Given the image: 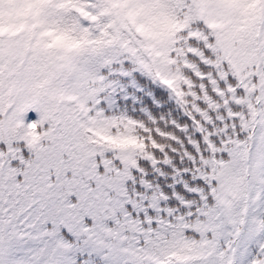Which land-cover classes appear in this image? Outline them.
Instances as JSON below:
<instances>
[{
    "label": "snow or ice",
    "instance_id": "obj_1",
    "mask_svg": "<svg viewBox=\"0 0 264 264\" xmlns=\"http://www.w3.org/2000/svg\"><path fill=\"white\" fill-rule=\"evenodd\" d=\"M0 264H264V0H0Z\"/></svg>",
    "mask_w": 264,
    "mask_h": 264
}]
</instances>
